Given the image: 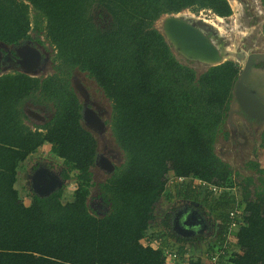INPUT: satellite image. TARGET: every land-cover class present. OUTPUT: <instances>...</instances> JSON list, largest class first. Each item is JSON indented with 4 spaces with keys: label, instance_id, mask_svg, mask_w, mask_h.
Masks as SVG:
<instances>
[{
    "label": "trees",
    "instance_id": "1",
    "mask_svg": "<svg viewBox=\"0 0 264 264\" xmlns=\"http://www.w3.org/2000/svg\"><path fill=\"white\" fill-rule=\"evenodd\" d=\"M186 8L232 13L228 0H0V41L19 43L43 23L60 65L85 72L111 100V129L125 157L103 184L108 210L92 211L87 183L98 141L81 123L67 75L0 76V264H170L167 247L179 253L173 264H206L193 252L205 243L206 253L213 244L224 246L235 185L244 207L237 218L238 250L227 251L229 259L221 264H264V168L250 159L245 167L251 173L237 171L242 178L236 179L215 150L220 134L228 136L225 123L240 66L228 60L199 72L178 60L154 27L162 15ZM96 9L112 15L109 28L95 23ZM29 98L53 103L55 115L44 131L24 122L22 105ZM44 145L63 161L65 178L78 171L80 184L68 202L61 200L62 187L45 196L33 193L26 205L14 186L19 164ZM170 173L228 188L208 195L209 211L220 221L212 241L203 234L176 235L172 212L156 217ZM192 183L177 182L178 193L200 195ZM153 224L160 228L150 238L166 244L143 242Z\"/></svg>",
    "mask_w": 264,
    "mask_h": 264
},
{
    "label": "rangeland",
    "instance_id": "2",
    "mask_svg": "<svg viewBox=\"0 0 264 264\" xmlns=\"http://www.w3.org/2000/svg\"><path fill=\"white\" fill-rule=\"evenodd\" d=\"M237 6H233L231 2V6H233V12L229 19H226V27H224V30L226 32L224 33L222 40L225 44H229L230 48H236L239 49H245L247 51L253 50L255 53H258L262 57H260L257 61L256 68L254 71V75L256 78L259 77L264 82V11L263 13H258L257 15L253 11V0H245L247 2V6L242 5L240 3H243L244 0H235ZM238 1V2H237ZM240 2V3H239ZM260 6H262L259 3ZM262 9H264L262 7ZM185 10V9H184ZM96 11V10H95ZM94 11V12H95ZM191 12L196 17H204L207 19H210L212 17L214 18V13H212L211 10L202 9V10H193L191 8H186V12ZM35 13L32 10V17L35 16ZM254 13V14H253ZM170 15V13H168ZM167 14V15H168ZM187 14V13H186ZM165 17V15H162L159 19H157L154 22V27L157 28L161 33H163L162 29V20ZM195 18V17H194ZM237 19V23H242L243 25V32H246V35L241 34L242 28L233 29V22ZM208 20V21H210ZM33 36L36 38H41V34H45L44 30V24L40 23L37 28H33ZM45 38V35L43 36ZM47 41V39L45 40ZM44 41V42H45ZM49 41V40H48ZM169 42V41H168ZM170 43V42H169ZM171 44V43H170ZM172 45V44H171ZM172 50L176 56V58L182 62L189 63L193 65L199 72L204 70L205 68L209 67L207 64L197 61V60H191L185 57L183 54L178 52L177 49L172 45ZM57 50L55 46L50 45L49 51H48V57L46 64L48 65V68L44 70V75L59 73L61 75L66 76L68 81L71 83V87L76 91V93L79 95L80 100H87L88 102L91 100V104L95 106L97 109H99L103 114V123L104 128L102 130H96L94 127L88 126V124L82 120V124L85 127H88L91 129V132L94 134L98 141V147L106 152L107 155H115V158H110L112 164L118 168L121 166L125 160L124 152L119 147V145L116 143L112 129H111V113H112V102L109 98L106 97L103 90L96 84V82L87 76L84 72L80 71L79 69H72L71 72L68 71V69L63 68L60 65L59 60L56 58ZM257 54V55H258ZM230 60V59H229ZM232 60V59H231ZM7 72L10 69H6ZM13 72V70H10ZM6 73V72H5ZM69 73V74H68ZM43 75V76H44ZM260 90L264 92V84L259 86ZM236 108L235 101H232L231 105V112H229L228 118H227V125L226 130L228 131V136L225 137L224 134H220L219 139L217 143L215 144V150L216 152L221 156L223 160L228 162L233 168L236 175V179L239 180L242 178V175L251 173L250 169H246L245 162H248L250 160V154L252 153V150L256 148V153L252 154V157L259 162V164H262L264 161V145L260 144L259 140L257 141V144L255 142H251L249 140L245 141L244 143L241 142L238 139V136L236 133H234L233 130V124L237 123L240 119L239 116L235 113L233 109ZM27 122V125L33 128V123L29 121L26 117L24 118ZM226 124V123H225ZM228 128V129H227ZM231 131V132H230ZM231 135V137H229ZM50 145H46L45 147H42L38 150V155L40 154L43 158H49L51 156L49 154ZM54 156V155H52ZM251 157V158H252ZM113 160V161H112ZM34 162L33 157L27 158L25 161L21 162L19 164L18 168V177L19 180L17 181V187L20 190V195L23 197V199L26 201L32 200L31 198V191L29 188H27L26 184V172L25 167L30 168L31 164ZM264 164V162H263ZM91 174H90V180L87 183L88 188L90 189L88 198H87V204L90 207L92 211L95 210V206L100 203V201H103V206L106 205L104 199H103V184L107 181V179L111 176V173L108 172L104 168L96 167V165L90 167ZM237 171H240L242 173L241 177L238 176L236 173ZM78 171L74 170V172H71V179L70 182L67 184V186L64 188V192L62 195V202H68L72 199V195L75 191V189L79 186L80 181L76 178V173ZM170 179H173L174 183L176 182L174 179V176L170 173L169 174V182L168 185H173L174 183L170 181ZM26 188V190H25ZM237 188L240 189L239 185H237ZM29 189V190H28ZM29 197V198H27ZM29 200L27 203H29ZM161 205H158L157 207L159 210H157L156 217L158 220L164 217L167 211L171 210L168 208L166 211H164L163 208V202H159ZM167 205V204H166ZM109 208V206L107 205ZM102 213V212H101ZM157 228V225L153 224L152 228L148 231V236L145 238L148 243L150 234L154 232ZM212 234V233H211ZM206 238L209 239L210 233L206 234Z\"/></svg>",
    "mask_w": 264,
    "mask_h": 264
},
{
    "label": "flooded vegetation",
    "instance_id": "3",
    "mask_svg": "<svg viewBox=\"0 0 264 264\" xmlns=\"http://www.w3.org/2000/svg\"><path fill=\"white\" fill-rule=\"evenodd\" d=\"M231 2H232V4L235 5L236 1L235 0H228V3L230 4L231 10L233 12V9H235V8H232L234 5L231 6ZM259 3L262 6H260ZM240 4L247 6V2L245 0L243 1V3H240ZM253 4H254L253 11L256 15L258 13H263L264 9H262V7L264 8V5L262 3V0H253ZM181 12H178L177 14L179 16H182L185 18H189V17L194 18L195 17V18H198L201 20H206V21L212 19V17L210 19H207L204 17H196L195 15H193V13H191L189 11L187 12V14H185V13L181 14ZM212 13H214V12H212ZM170 14H172V13H170ZM231 14L228 16H221V17H223V20L221 22L220 21L219 22L226 27V24H225L226 19H229ZM218 16H220V15L214 13L213 18L218 19ZM94 21L102 30H104V29H107L111 26V23L113 21V17L110 13H108L105 10L103 11L101 9H96V11L94 12ZM162 22H163V20H162ZM238 28L239 29L242 28L241 34L243 36L246 35V32L245 31L243 32L242 23L238 24L237 19H235V21L233 22V29H238ZM215 30H216V33L219 34L217 36H220V39H219V37H214L213 40L215 41V43H218L217 45H224V46H227L230 48L229 44H225L224 41H221L226 30L223 33H220L216 28H215ZM33 32H34V30L32 28L29 31V37L22 39L19 43H16V44L4 43V42L0 41V50L2 52V55L4 56V58L1 60V63H0L1 64L0 65V76H2L4 74H8V73L12 74V73L20 72V73L29 75L31 77L43 79V78H48L50 76H53L55 74H59V73H54V74L44 75V70H46L48 68V65L46 64V62L48 61L47 55H48L49 47H50V45H52V43L50 41H48L46 36H45V38H43V36L45 34L44 35L41 34V36H42L41 38H36L35 36H33ZM46 39H47V41H45ZM231 48L234 49L236 52L237 51H245L248 55L258 54V53H255L253 50L247 51L245 49L237 50L236 48H233V47H231ZM35 50H37L40 54V56H38V58H37L38 60L36 59L37 60L36 64L33 63V61H35V57H37ZM18 51L21 52L22 54H24L25 57L27 58L26 62H28V65H27L28 72L22 70L21 64L19 63L20 57L17 54ZM260 57H262V56L258 54V58L255 59V62L253 64V68L249 72L247 82H244L243 86L236 90L237 94L235 93L236 94L235 98L232 97L231 102H230V106H229V110L227 112V118H228L229 112H231L232 101H235L236 108L233 110L235 111L237 116H239L240 119L238 120L237 123L233 124V130L232 131L234 133H236V135L234 134V136H238V139L243 143L249 139H251L250 140L251 142L252 141L255 142V144H257L258 140L260 141L259 142L260 144H262V142L264 141V121L262 119L258 120L259 119L258 117L248 116L247 113L241 108L239 100H238L239 99L238 95H240V97H242V99H244V98L247 99L250 96L249 98H251L252 103L256 102L255 100H259L264 104V92L259 89L260 88L259 86L263 85L264 82L262 81L261 78H259L257 76H256V78H253V77H255V76H253L254 71L256 68L257 61ZM232 61L237 62L239 64V66H240L239 73L242 72V69L244 68L246 62L245 61L239 62L235 59H232ZM6 69L13 70V72L10 70H8V72H7ZM234 87H235V84H234ZM234 87H233V89H234ZM247 87H251V93L255 97H253L252 95H250L247 92ZM75 93H76V91H75ZM77 96H78V99H79V102L81 105L80 106L81 107V109H80V111H81V123H82V120L86 122L85 115H87V114L91 115L92 113L95 114V116H98L100 118L101 122H103V120H102L103 119V117H102L103 113L90 103L91 100L89 102L86 99L81 101L78 94H77ZM22 110H23V114H24L23 118L26 117L29 121H31L33 123V128L37 129L39 131H44L45 130L44 126L46 124H48L53 119V117L55 115V108H54L52 102H50V101L39 102V101L33 100L32 98L26 99L24 101V103L22 105ZM263 113L264 112H260L259 116H264ZM227 118H226V120H227ZM24 122L27 124L25 119H24ZM226 125H227V121H226ZM86 128L91 131L90 128H88V127H86ZM94 128L96 130H102L104 128V124L103 123H96ZM229 137H231V135ZM44 147H45V145H44ZM255 149L256 148H254V150H252V153L250 154L251 155L250 159H254L252 157V154L256 153ZM50 155L51 156H49V158H43L40 154L38 155V151L36 153L33 152L32 154L29 155V157H33L34 162L31 164L30 168L25 167V170L27 169V171H28V172H26L25 177H26V184L28 186L27 188L30 189L31 194L35 193V194H38L41 196H45V195H48V194L56 191L57 189H60L62 187L65 188L67 186V184L70 182V178L64 177V169L65 168L63 165V161H61V159L57 158L56 156H52V154H50ZM110 158H115V155L112 154L109 157V155H107L106 152H104L103 150H101L98 147V152L96 155L94 165H96V167H99V168L102 167V168L106 169L112 175L115 172L116 167L112 164ZM18 180H19V177H18ZM103 203H104L103 201H100V203L95 206V210H97L98 213H101V212L105 213L108 210L107 204L103 206ZM189 208L195 209L191 206L189 207L188 204L182 203L176 209H173L171 211L172 217L170 219L172 221V228H173L175 234H177V235L180 233V228L178 227L179 226L178 220L180 218L179 214L183 213V212H179V211L180 210L184 211V210L189 209ZM175 221L177 222L176 227L174 225ZM211 231H212V224L210 222L207 223V221L206 222L204 221V228L200 229L199 232H197L195 235H198V234L205 235ZM195 235H191L189 237H194Z\"/></svg>",
    "mask_w": 264,
    "mask_h": 264
},
{
    "label": "water",
    "instance_id": "4",
    "mask_svg": "<svg viewBox=\"0 0 264 264\" xmlns=\"http://www.w3.org/2000/svg\"><path fill=\"white\" fill-rule=\"evenodd\" d=\"M164 15V36L175 47V49L178 50V52L183 54L188 59L203 62L208 66L218 65L229 59H233L223 58L226 54L223 49L224 45L217 46L218 43H215L213 40L214 37H219L220 39V36H217L219 34L216 33L215 28L209 24V22L193 17L185 18L179 16L177 13ZM35 51L37 57H35V61H33V63L36 64L38 60L37 58L40 54L37 50ZM17 54L20 57L19 63L21 64L22 70L28 72V62H26L27 58L19 51ZM3 58L4 56L0 50V63ZM256 58H258L257 54L248 55L245 51L236 52L235 60L239 62L245 61L246 63L235 82L233 98H235V95L237 94L236 90L241 88L244 82H247L249 72L253 68ZM247 92L255 97L251 93V87H247ZM249 97L247 99H242V97L238 95L241 108L248 116L258 117V120L262 119L264 121V116H259L260 112H264V104L259 100H255L256 102L252 103L251 98ZM85 120L90 127H95L96 123H103L100 118L95 116L93 113L91 115H85ZM181 217L182 218L178 220V227L180 228V233L178 235H181L182 237L189 238V236L195 235L200 229L204 228V219L196 209L189 208L184 210ZM176 223L177 222L175 221V227Z\"/></svg>",
    "mask_w": 264,
    "mask_h": 264
},
{
    "label": "crops",
    "instance_id": "5",
    "mask_svg": "<svg viewBox=\"0 0 264 264\" xmlns=\"http://www.w3.org/2000/svg\"><path fill=\"white\" fill-rule=\"evenodd\" d=\"M253 160H255V159H253ZM255 161H257V160H255ZM263 162L260 165H261V167L264 168ZM17 181H18V178H17ZM17 181H16L14 186H15V188L17 190H19V188L17 187ZM175 181L176 182L175 183L173 182L174 183L173 185H168L167 184V186H166L167 187V191H166L165 195L157 202V206L161 205L159 202H163L164 211H166L168 208L171 209V210L167 211L166 213H169L173 209H176L182 203L188 204L189 207L191 206V207L195 208L196 210L199 211V213L201 214V216H202V218L204 219L205 222L207 221V223L210 222L212 224V231L209 232L210 233L209 240L212 241L214 238H216V231H217V229L219 227L218 224H220L219 223L220 221L215 220L213 215H211V213L209 211L210 207H209V205L207 203V199L209 200L210 196H208V195H210L212 193L209 192L208 190H203L202 192H200L201 193L200 195L198 194L197 196H193V195L190 194L189 198H187V197L183 196L182 194L178 193V189H179L180 186L177 185L178 180L175 179ZM227 189L228 188H226L225 190H227ZM25 190H26V188H25ZM225 190H223V191H225ZM232 191L234 192V199H233L234 202L232 204L235 207H238L239 209H241V212H242L244 207L243 206L242 207L240 206L241 208L239 207V205L241 204V202L243 200L242 192H241V190L239 188H237L236 185L232 188ZM19 193H20V190H19ZM27 198H29V197H27ZM28 200L27 199H26V201L24 200L26 205H29L31 203V200H29V203H27ZM235 207H233V208H235ZM157 210H159L158 207L156 208V211ZM179 212H183V210H180ZM155 214L157 215V212H155ZM181 215H182V213L179 214L180 218H182ZM213 220H215V222H213ZM158 228H160L159 225H157L156 229H158ZM239 228L240 227L233 228L232 230H230V234L228 233L225 236V241L224 242L227 243V251L228 252L230 251L231 253H234L235 251L238 250L237 242H238V231H239ZM204 236L206 237L207 235L205 234ZM206 240H208V239L206 238ZM149 241H150V243L153 246H157V247L160 246L159 242H162V245H163V243H165V244L167 243L166 240H163L164 241L163 242L162 239H156L155 237L153 239L149 238ZM143 242H147V241L145 239H143ZM170 242H171V240H170ZM207 246L208 245L206 243L205 244H201L200 248L198 250H195L193 253L196 254V255H200V256L204 257L207 254L206 253ZM223 264H229V263L227 261H225V263H223Z\"/></svg>",
    "mask_w": 264,
    "mask_h": 264
},
{
    "label": "built area",
    "instance_id": "6",
    "mask_svg": "<svg viewBox=\"0 0 264 264\" xmlns=\"http://www.w3.org/2000/svg\"><path fill=\"white\" fill-rule=\"evenodd\" d=\"M177 180L180 183H182L184 180H190L193 182L192 185L194 187H198L200 189V191L208 190L209 192H211L212 194H215V195L220 194L221 192H223V190L226 189V187H223V186H220L217 184H212L210 182H207L205 180H201L200 178H196V177H192V178L178 177ZM170 181L173 182L174 180L170 179ZM229 214H230L231 218L233 219V221L230 225V230H232L235 227H240L241 221L238 222L237 218L241 214V209H239L238 207H235V208L230 210ZM229 234H230V231H229ZM165 254H166V261L170 264H173L179 256L177 249H174L171 247L165 248ZM189 256L190 255L187 254V257H189ZM226 256H227V243H225L223 247H220L218 245L213 244V247H212L210 253H207L203 257V260L206 264H221L222 260L229 259V257H226Z\"/></svg>",
    "mask_w": 264,
    "mask_h": 264
},
{
    "label": "bare ground",
    "instance_id": "7",
    "mask_svg": "<svg viewBox=\"0 0 264 264\" xmlns=\"http://www.w3.org/2000/svg\"><path fill=\"white\" fill-rule=\"evenodd\" d=\"M234 5V4H233ZM235 6V8H236V6H237V4H235L234 5ZM182 13H187L186 12V9L185 10H183L182 12H181V14ZM180 14V13H179ZM187 16V15H186ZM223 20V17H221V16H218V19L216 18V19H213V20H210V21H208L207 20V22H209V24H211L212 26H214L220 33H223V29H224V25L223 24H221L220 22ZM206 21V20H205ZM220 21V22H219ZM162 29H163V22H162ZM225 31V30H224ZM217 46H221V45H217ZM223 49L225 50V52H226V54H225V56H223V58H233V59H235L236 58V51L234 50V49H232V48H229V47H227V46H224L223 47Z\"/></svg>",
    "mask_w": 264,
    "mask_h": 264
}]
</instances>
